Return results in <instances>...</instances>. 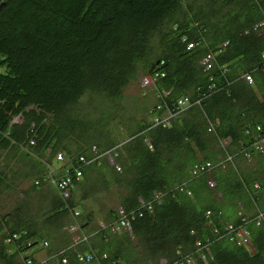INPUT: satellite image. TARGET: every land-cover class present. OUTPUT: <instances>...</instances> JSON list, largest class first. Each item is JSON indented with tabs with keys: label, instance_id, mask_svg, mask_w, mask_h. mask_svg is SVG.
<instances>
[{
	"label": "trees",
	"instance_id": "obj_1",
	"mask_svg": "<svg viewBox=\"0 0 264 264\" xmlns=\"http://www.w3.org/2000/svg\"><path fill=\"white\" fill-rule=\"evenodd\" d=\"M263 53L264 0H0V153L20 150L36 165L5 217L0 264H22L1 245L13 232L49 264H264ZM142 74L158 97L146 116L160 120L143 117L120 140L114 100ZM57 152L81 166L70 199L83 207L79 239L56 192L45 204L34 195L48 191ZM112 180L124 187L121 208L91 235L83 200ZM22 240L16 253L28 248ZM87 251L95 258L80 261Z\"/></svg>",
	"mask_w": 264,
	"mask_h": 264
},
{
	"label": "rangeland",
	"instance_id": "obj_2",
	"mask_svg": "<svg viewBox=\"0 0 264 264\" xmlns=\"http://www.w3.org/2000/svg\"><path fill=\"white\" fill-rule=\"evenodd\" d=\"M243 9H246V7H244ZM147 77L148 74L140 75L136 81H134L124 89L122 96L119 99L114 100V103L117 105V111H116L117 117L111 120L109 124L113 132L115 131L118 132L117 137L120 140H123V138L127 137L130 130L134 129L136 125L139 123V121L143 119V117H146L148 120L151 119L153 121L154 119L153 117L156 114H158V112L156 111L153 117L146 116V109L148 108V111L149 110L151 111L158 99L156 92H154V90L152 89L153 85L152 83H150L151 81H149ZM261 142L263 143V140ZM23 149L26 150V148ZM109 157H110V162H112L114 159L113 155L111 154ZM261 158H262L261 165L264 168V156H262ZM53 165L55 167L59 166V164L56 161H54ZM41 167L42 166L37 164L38 169H41ZM35 170H36V165L32 161H30V159H27L24 153L20 152V150L9 149L7 151H3L2 153H0V172H2L3 177L5 175V179H4L5 182L0 184V236L5 231H7L5 228L6 215L9 212L13 211L20 202L24 201L26 197L24 192L31 189L32 181H33L32 175ZM50 170L48 168L47 171L50 172ZM119 171H122V167ZM49 172L46 173V177ZM92 176L97 177V175L94 173H92ZM93 179L96 180L97 178L96 179L93 178ZM108 180H110L109 177ZM199 181L200 179L197 178V180L194 183L196 187L198 186ZM44 182L46 183V185H48V188H46V186L44 185L45 187L44 190L46 191L47 189L48 191H46L45 193L43 192L38 193V191H36L34 195L36 196L35 198L39 203L41 200V203L45 204V202L49 200V198L47 197L50 195L49 193L51 191L56 192L57 188L55 185H52L50 182L48 183L47 181ZM103 183L104 182L97 184L96 182V184L98 185V191H96L95 194H93L87 200L84 199L82 203V206L85 205L87 207L84 214L87 215L88 213H92V220L89 221V225L85 229V231L91 230V235L96 233V230L92 231L93 229L95 228L97 229L100 226L107 224L105 222L106 220L104 221L102 218L104 216L107 217L108 212L111 208L115 210L121 208L118 202L119 200L118 194L119 192L124 193V187L117 186V184H115L112 180L110 181V183H108L111 186L110 189L109 190L107 189V192H105L103 188L105 187V185ZM101 184L103 185V187L101 186ZM83 189H84L83 187L77 188L75 195L81 193ZM34 208L35 207L33 206L32 209ZM82 208L83 207H81L80 210ZM30 212H33V210H30ZM30 217L31 215L28 218ZM67 220L71 221L72 218L70 216H67ZM76 223L74 224V226L76 225ZM69 224L70 223H68V225ZM68 225H66L64 228L69 233ZM75 231L76 230L71 231L72 233H70L71 235L70 237L79 239L78 235L73 236ZM42 247L43 246H40L39 248ZM65 247H67V245H65ZM88 252L89 251H87V253ZM44 258H47V256L41 257L40 260Z\"/></svg>",
	"mask_w": 264,
	"mask_h": 264
},
{
	"label": "clouds",
	"instance_id": "obj_3",
	"mask_svg": "<svg viewBox=\"0 0 264 264\" xmlns=\"http://www.w3.org/2000/svg\"><path fill=\"white\" fill-rule=\"evenodd\" d=\"M261 56H264V53ZM190 104H191V102H189V98H188L187 103L184 104L183 106H180V107H181V109H184L186 107H189ZM30 108H32V107H30ZM17 119H18V117H16L14 119V121H17ZM30 144H32V143L30 142ZM259 146H261V148H259ZM263 148H264V145H263L262 142H260L259 145H258V149L263 150ZM58 154H61L62 155V158L61 159L58 158ZM55 160L57 161V163L59 164V166L58 167H55L54 165L51 166L52 170L50 172L49 177L51 179H53V180H56L57 182L60 181V180H62V178L69 177L70 180L72 181L70 183V185L74 187L75 181H78V180L81 179L82 173H81V175L78 178L76 177V173H75L76 168H73L68 163L67 159L65 158V156H64V154L62 152H57L55 154ZM193 170H194V166L191 169L192 175H195V176L198 175L196 173H193ZM199 174H201V173H199ZM212 181L214 182L213 179H212ZM214 186H215V182H214V185L211 186V188H213ZM56 193H57V195L59 196V198H60V200L62 202L61 205L58 207V212H60V213H66L67 215L70 214V215H72L74 217L72 219V222L69 225V233H70V231H71L70 227L72 225H74L75 222H76V220H77L76 219V215L73 214V211L76 210V207L70 204L69 197L67 199H64L63 196H62V194H61V192L58 189H57ZM158 195H155V197L156 196L158 197ZM142 202H143V200L140 199V204H142ZM70 206H72V207L70 208ZM68 207L70 208V211H67V208ZM139 210H140V208L137 209V211H139ZM137 211H135V212H137ZM259 218H261V217H259ZM15 233L16 232L10 233L8 236H6L5 238H3L2 241H1V245L6 248L7 253H9V254H18V256L22 260V264H26V263H23V260H24L25 256L27 255V253H30V256L28 257V259H31L35 264H39L38 262L41 259V257L47 256L45 250H42V251L41 250H39V251L37 250V252H35L34 251L35 248L29 247L30 242L32 241V238L31 237L24 236L25 238L23 237V238L13 239V241L7 242V239L10 238V237H12V235H14ZM21 239H23L22 242H25V241L27 242V247L28 248L26 249V251H23L21 253H16L15 252V249H17V248L19 249V244L18 243L21 242ZM12 245H15V247L13 248ZM44 246H47V243H45ZM10 249H12V250L10 251ZM188 259H190L191 261H193L191 259V257H189ZM187 263H188V261H187Z\"/></svg>",
	"mask_w": 264,
	"mask_h": 264
},
{
	"label": "bare ground",
	"instance_id": "obj_4",
	"mask_svg": "<svg viewBox=\"0 0 264 264\" xmlns=\"http://www.w3.org/2000/svg\"><path fill=\"white\" fill-rule=\"evenodd\" d=\"M192 43L191 44H189V48H191L192 47ZM208 57L210 58L211 56L209 55V56H207V57H205L207 60H208ZM262 57V59L264 60V56H261ZM154 76H150V75H148V79H149V81H153L152 80V78H153ZM245 78H246V80L249 82V83H252L253 82V78H252V76L251 75H246L245 76ZM150 82V83H151ZM184 99V98H183ZM180 106V105H179ZM157 107L158 108H161V105L159 104V105H157ZM154 119H153V121H157V123H159V120H160V118L159 117H157L156 115L153 117ZM164 118V122L165 123H167V125L168 126H170L169 124H170V120L167 118V116H165V117H163ZM162 123V122H161ZM80 161H82L83 162V164H85V163H88V161L84 158V157H81L80 158ZM81 168V166L79 167V168H77V169H79L80 171H81V173H82V170L80 169ZM50 169L52 170V168H51V166H50ZM117 169H121V167H120V165H117ZM51 170H50V172H51ZM49 172V173H50ZM48 173V175H47V177L45 178V181H47V182H50L52 185H55L56 186V188H58L59 186H57L56 184H57V181L56 180H53V179H51L50 177H49V174ZM36 183H37V181H35ZM72 181L70 180V182L69 181H66L65 183L67 184V188L70 190V193H69V199H71L72 198V195H73V189H74V187L73 186H71L70 185V183H71ZM54 183V184H53ZM189 194H191V192H188ZM72 206H70V208H71ZM79 206H76V210H74L77 214H76V217L77 218H79V217H81V215H82V213H81V210L78 208ZM70 208L68 207L67 208V210L68 211H70ZM72 216V215H71ZM130 226V222L129 221H127V220H125V221H122L119 225H117V227H116V229L118 230V231H121V228L122 227H129ZM74 228V229H73ZM78 227L77 226H73L72 227V229L73 230H76ZM93 235V234H92ZM15 238L16 239H18V238H20V233H17V234H15ZM46 243V241H44V242H42L40 245H39V247L40 246H44V244ZM248 242H246L245 244H247ZM196 244H197V246H200L201 245V241L200 240H198L197 242H196ZM72 246H74L73 244H72ZM12 249H10V251H11ZM30 256V253H27V255L25 256V258H24V260H23V263H26L27 261H28V257ZM104 258L106 257V254H104V256H103ZM49 258H51V257H49ZM78 258H79V260L80 261H82V262H90V261H92L95 257H94V254H91V252H85V253H79V255H78ZM64 262H66V259H64L63 260ZM187 261H188V258H183L182 257V259L180 260V261H178V263L179 264H183L184 262L187 264ZM39 264H47L48 263V261L47 260H39V262H38ZM190 264L192 263L193 264V261L192 262H189ZM49 264V263H48ZM115 264H117V263H115ZM118 264H119V262H118Z\"/></svg>",
	"mask_w": 264,
	"mask_h": 264
},
{
	"label": "built area",
	"instance_id": "obj_5",
	"mask_svg": "<svg viewBox=\"0 0 264 264\" xmlns=\"http://www.w3.org/2000/svg\"><path fill=\"white\" fill-rule=\"evenodd\" d=\"M147 80V79H146ZM187 100L188 98H180L178 100V104L180 106H183L184 104L187 103ZM259 148H261V146H259ZM58 158H62V155L61 154H58ZM208 165V163H207ZM205 168V166H203L201 168V170H203ZM68 172V171H67ZM75 173H76V177L78 178L80 175H81V172L79 169H76L75 170ZM193 173H197V171L193 170ZM66 181H69L70 182V178L69 177H66V178H62V180L58 181L57 182V186H59L57 189L61 192L62 196L64 199H67L69 197V193H70V190L67 188V184L65 183ZM214 185V182L212 183V186ZM73 214L76 215L77 213L75 211H73ZM73 226V225H72ZM72 226L70 227V229H72ZM74 229V228H73ZM247 231L246 230H240L238 233H237V243H243V242H247ZM13 239H16L15 238V234L12 235V237L8 238L7 239V242H11L13 241ZM188 262H192L190 259H188ZM26 264H35L31 259H28V261L26 262Z\"/></svg>",
	"mask_w": 264,
	"mask_h": 264
},
{
	"label": "crops",
	"instance_id": "obj_6",
	"mask_svg": "<svg viewBox=\"0 0 264 264\" xmlns=\"http://www.w3.org/2000/svg\"><path fill=\"white\" fill-rule=\"evenodd\" d=\"M50 174V173H49ZM36 183V182H35ZM48 183V182H47ZM85 200H87V199H85ZM88 231V230H87ZM42 260H47V258H44V259H42Z\"/></svg>",
	"mask_w": 264,
	"mask_h": 264
}]
</instances>
